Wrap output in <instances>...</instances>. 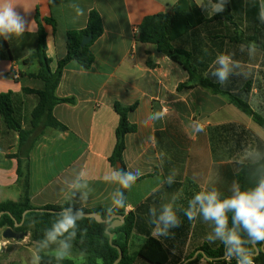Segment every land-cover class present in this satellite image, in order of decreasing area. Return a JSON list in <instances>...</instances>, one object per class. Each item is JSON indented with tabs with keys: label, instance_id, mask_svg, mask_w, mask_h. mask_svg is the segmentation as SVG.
I'll use <instances>...</instances> for the list:
<instances>
[{
	"label": "crops",
	"instance_id": "0c3cea01",
	"mask_svg": "<svg viewBox=\"0 0 264 264\" xmlns=\"http://www.w3.org/2000/svg\"><path fill=\"white\" fill-rule=\"evenodd\" d=\"M178 1L13 0L29 24L19 38L0 36V94L17 95L24 129L37 97L23 88L42 87L41 81L28 76L38 71V62H23L37 48L38 21L46 33L53 72L67 56L68 33L84 30L92 11L101 17L103 34L90 47L93 66L85 69L76 61L69 62L56 88L58 98L73 99L53 109L67 130L40 127L20 143L19 133L6 130L0 116V203L19 201L24 195L19 156L23 166H28V196L34 208L69 204L74 209H114L122 187L116 178L121 177L118 167L109 161L119 124L114 105L137 104L129 114L137 130L127 134L123 153L127 174L136 177L124 208L125 214L134 217L129 251L137 252L149 237H155L169 251L170 264H187L202 254V247L215 250L221 246L223 241L215 238L216 225L204 219L198 205L193 209L195 218L189 220V202L199 192L214 190L219 198L231 196L241 168L264 161V129L234 105L228 94H214L201 86L179 89L189 82L188 71L155 45L138 41L144 18L167 12ZM194 1L203 7L206 22L174 41V47L190 53L195 81L211 80L264 118V51L259 42L264 40V0H231L228 18L220 17L224 6L216 13L213 6L218 3ZM221 55L230 58L223 81L216 74L222 67ZM165 206L171 207L179 224L157 235L164 228L159 218ZM5 230H0V258H12L21 253L19 246L28 245L31 233L11 241L3 238ZM210 235L214 239L209 240ZM62 242L56 240L54 247L61 248ZM194 264L230 261L202 258Z\"/></svg>",
	"mask_w": 264,
	"mask_h": 264
},
{
	"label": "trees",
	"instance_id": "16d2710c",
	"mask_svg": "<svg viewBox=\"0 0 264 264\" xmlns=\"http://www.w3.org/2000/svg\"><path fill=\"white\" fill-rule=\"evenodd\" d=\"M220 3L221 0H212ZM224 11L220 17L228 18V14L232 9L231 0H223ZM51 22V21H47ZM206 19L203 14V7L195 3L194 0H179L169 11L158 13L145 17L139 26L137 39L140 43L153 44L158 52L167 55L170 59L180 64L190 75L188 83L180 85L179 89L194 88L201 86L210 90L214 94H228V99L236 105L244 113L253 117L254 121L264 129V118L254 113L250 106L243 100L224 92L220 86L209 79L200 78L197 81V73L190 64V53L174 47V41L186 35L192 29L204 24ZM55 27V23H54ZM103 34L102 20L98 12L92 11L88 18L87 27L82 31H71L67 35V56L60 60L58 67L53 72L51 70V60L47 57L46 33L43 25L38 21V44L36 50L31 53L24 64H31L36 60L39 69L35 73L28 74L29 77L42 82V87L38 89L23 88V92L37 97V105L31 113L29 125L23 128L21 118L19 116L17 95L13 92L0 94V116L3 119L4 126L8 131L19 133L20 143L29 140L32 134L36 133L40 127L54 128L56 130L65 131L67 127L58 121L53 115V109L57 104L72 103L73 99L58 98L56 96V88L60 82L64 68L71 61H76L83 68L90 69L94 62L95 56L90 47L94 41ZM85 36H92L90 44L82 47V40ZM264 51V40L259 41ZM264 65V55L262 59ZM194 80V81H193ZM137 108V104L132 106H124L116 102L114 109L119 115V124L116 130V145L113 154L109 158L113 167H118L121 177L126 172L123 162V153L126 149V136L129 133L136 132V125L130 123L129 114ZM19 162L18 176L20 181L24 183V195L19 201H6L0 203V213L5 214L0 217V230L11 228L16 232H30L32 242L36 243V252L38 264H75L68 258L59 259L57 256L48 254L43 249V244L47 241V233L52 230L53 225L59 221L64 210L71 209L72 214L81 213H98L108 220L113 214H119L125 217V223L117 228L110 229L114 234L113 244L119 246L123 251V258L118 264H139V261L147 264H170L171 256L163 243L155 237H149L144 245L135 253L129 251V239L134 229V217L132 214H125L126 195L128 188L121 187L118 199H123L124 206L116 207L112 210L108 209H74L69 204L64 205H46L40 209L34 208L28 196L29 173L28 166H23L21 157H17ZM264 161L257 164L245 165L241 168L237 175V184L241 190L254 189L261 179H264ZM230 197L228 194H222L220 199ZM29 213L24 217L25 211ZM229 217L228 228L235 229L237 233L248 241L247 233L241 225H234L232 221L233 213H227ZM15 219V220H14ZM23 222V223H22ZM15 223H22L20 227H16ZM110 222L99 223L93 218L80 217L76 221V227L70 229L69 232L58 236L56 240L65 241L73 245L80 253L87 258V264H114L119 257L118 250L110 243L106 229ZM75 233L72 235V233ZM252 253L254 264H264V242L258 244L245 243L243 245ZM255 246L259 248L257 253ZM202 254L187 264H194L199 259L207 258L217 262H222L229 258L230 264H237L238 257L235 255H226L227 246L222 242L217 249H211L207 246L202 247Z\"/></svg>",
	"mask_w": 264,
	"mask_h": 264
},
{
	"label": "clouds",
	"instance_id": "9594fccd",
	"mask_svg": "<svg viewBox=\"0 0 264 264\" xmlns=\"http://www.w3.org/2000/svg\"><path fill=\"white\" fill-rule=\"evenodd\" d=\"M213 11L216 13L223 11V0L219 4L213 6ZM264 17V13H262ZM29 21L25 15H21L16 10V5L13 0H0V36L5 40L11 38H19L28 30ZM218 62L222 66L217 70V75L223 81L228 75V65L230 58L226 55L218 57ZM199 131V127L197 128ZM120 184L124 188H129L135 181L136 177L131 174H125L123 177L117 175ZM115 204L119 207L124 206L123 199H118ZM190 207L186 212L189 220L195 218V209L198 205L199 212L203 215L205 220L213 221L216 227L214 228L215 238L223 241L227 246L226 255L238 257L237 264H254L253 255L256 253L250 252L243 245L251 243L253 245L264 242V179H261L258 185L251 190H241L237 185L234 186L232 195L225 199H220L216 191L199 192L189 202ZM233 213L232 221L234 225H241L247 236L248 241L242 239L237 231L228 228L229 217L227 213ZM62 218L53 225L51 231L47 233V239L55 241L58 236L69 232L70 229L76 227V221L81 214L77 212L72 214L71 209L61 214ZM164 228L160 229L157 235L166 234V229L170 226H177L179 221L171 207L165 206L159 218ZM75 233L73 232L72 235ZM209 240L214 239L211 235ZM70 246L66 242H62L63 252L58 256L63 259L67 255V249Z\"/></svg>",
	"mask_w": 264,
	"mask_h": 264
},
{
	"label": "water",
	"instance_id": "95a60500",
	"mask_svg": "<svg viewBox=\"0 0 264 264\" xmlns=\"http://www.w3.org/2000/svg\"><path fill=\"white\" fill-rule=\"evenodd\" d=\"M91 41H92V36H85L83 38V40H82L81 46L82 47H85L86 45L90 44ZM119 166L120 165H118V167ZM66 211L67 210H64L63 212H66ZM27 213H29V210L25 211L24 217L26 216ZM3 214H5V212L0 213V217ZM80 217L93 218V219H95L99 223L110 222V225L106 229V234L109 236V240H110L111 245L118 250L119 257H118V259L114 263V264H118L121 261V259L123 258V251L121 250V248L119 246H116V245L113 244L114 234L110 232V229H114V228H117V227L122 226L125 223V219L123 218V216L122 215H119V214H113L108 220H105L98 213H81V216ZM22 223H20V224L15 223V226L16 227H20L22 225ZM27 235H28V233H26V232H16V231H14L11 228H7L3 232V238L4 239H7V240H17V241H19V240L24 239ZM255 249H256L257 253L260 251L259 248L256 247V246H255ZM261 251H264V248L263 247L261 248ZM256 255L257 254H255L253 256H256Z\"/></svg>",
	"mask_w": 264,
	"mask_h": 264
},
{
	"label": "rangeland",
	"instance_id": "374dc122",
	"mask_svg": "<svg viewBox=\"0 0 264 264\" xmlns=\"http://www.w3.org/2000/svg\"><path fill=\"white\" fill-rule=\"evenodd\" d=\"M26 241L28 245L22 244L18 248L21 249L20 250L21 253L17 254L12 258H0V263L2 260H8L6 264H38L37 253L34 248L35 244L32 242V240H26ZM55 243L56 240L45 242L43 244V249L45 250L46 253L50 251L52 255L59 256L60 253L64 251V249L62 247L61 248H56V246L54 247ZM74 249L75 251H71L70 249H67V255H65L64 257L72 259L75 262V264H87L86 256L83 253H80L76 248Z\"/></svg>",
	"mask_w": 264,
	"mask_h": 264
}]
</instances>
